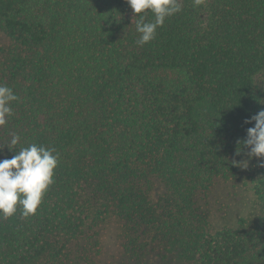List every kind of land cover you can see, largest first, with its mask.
<instances>
[{"label": "trees", "instance_id": "trees-1", "mask_svg": "<svg viewBox=\"0 0 264 264\" xmlns=\"http://www.w3.org/2000/svg\"><path fill=\"white\" fill-rule=\"evenodd\" d=\"M179 2L138 46L126 0H0V84L20 97L0 160L59 154L36 214L0 216V264H101L109 226L134 264H264V158L232 163L264 110V0ZM242 176L256 211L217 226L212 195Z\"/></svg>", "mask_w": 264, "mask_h": 264}, {"label": "clouds", "instance_id": "clouds-1", "mask_svg": "<svg viewBox=\"0 0 264 264\" xmlns=\"http://www.w3.org/2000/svg\"><path fill=\"white\" fill-rule=\"evenodd\" d=\"M203 0H193V6L199 7ZM136 19L135 29L139 34L138 46H144L155 39L157 29L162 27L167 18L182 11L179 0H126ZM151 13L153 19L146 21ZM11 87L0 84V126L8 122L13 115L12 102L19 101ZM254 123L247 129V138L238 141L236 155L248 149L246 160H233L232 163L247 168L252 158H264V110L245 119V124ZM21 136L12 133L8 147L10 151L20 143ZM2 149V148H0ZM59 154L55 148H46L36 144L20 148L11 159L0 160V216L8 218L18 210L25 218L35 215L44 193L54 183V170L58 165ZM264 167V161L259 163Z\"/></svg>", "mask_w": 264, "mask_h": 264}, {"label": "rangeland", "instance_id": "rangeland-1", "mask_svg": "<svg viewBox=\"0 0 264 264\" xmlns=\"http://www.w3.org/2000/svg\"><path fill=\"white\" fill-rule=\"evenodd\" d=\"M5 44L7 39L0 33V45ZM254 163L255 160L251 159L248 167L243 168L244 172L254 168ZM245 181H247L246 177L242 176L238 182L221 183L212 195L211 206L217 226L234 225L239 218L251 217L256 211L254 197ZM102 239L104 254L101 264H134L123 254L117 226L105 227ZM170 258L172 261L176 260Z\"/></svg>", "mask_w": 264, "mask_h": 264}]
</instances>
